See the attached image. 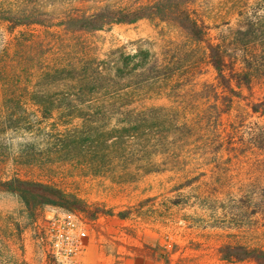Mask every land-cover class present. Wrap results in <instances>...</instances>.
I'll return each instance as SVG.
<instances>
[{
    "label": "rangeland",
    "instance_id": "rangeland-1",
    "mask_svg": "<svg viewBox=\"0 0 264 264\" xmlns=\"http://www.w3.org/2000/svg\"><path fill=\"white\" fill-rule=\"evenodd\" d=\"M158 1L0 0V180L55 185L80 205L31 211L18 195L0 191V264H59L46 239L59 213L87 228L84 264H256L224 262L219 251L226 244L264 247V196L252 198L264 191V147L254 141L264 117L251 109L264 101V0H181L205 27L204 42L171 20L144 18L91 33L56 27L71 15ZM209 44L221 45L229 77L255 75L251 87L219 86ZM143 51L166 75L119 104L166 108L191 131L174 133L172 148L154 154L105 158L67 147L66 132L82 120L43 113L36 96L59 105L67 91V83H47L48 67L96 59L114 67L115 77L123 58ZM148 167L155 171L140 169Z\"/></svg>",
    "mask_w": 264,
    "mask_h": 264
},
{
    "label": "trees",
    "instance_id": "trees-1",
    "mask_svg": "<svg viewBox=\"0 0 264 264\" xmlns=\"http://www.w3.org/2000/svg\"><path fill=\"white\" fill-rule=\"evenodd\" d=\"M190 3V2H189ZM150 5H142L130 10H107L104 13L76 14L56 27L63 28L68 33H91L104 30L106 27L120 23H134L140 19L171 20L178 23L186 33L196 42H204L207 37L206 29L190 14L187 8L188 2L181 0H161L151 2ZM36 21V20H35ZM34 22L31 24L49 26L50 22ZM47 23V24H45ZM51 24V23H50ZM208 59L214 68L218 84L224 88H231L233 81L240 86L245 83L251 87L255 75L250 72L238 73V78L228 76V60L221 45L209 44ZM73 67L70 62H65L60 67H48L47 83L63 85L67 83V91L58 97L59 105L52 102L47 96H36L38 105L46 116L52 117L53 113H67L66 118H79L82 125L74 130L66 132L67 147L83 149L85 152H103L105 158L110 155L133 153L154 154L162 147L172 148L170 141L174 133L183 134L191 128L185 122H176L174 114L166 108L144 107L135 108L130 100L119 104L120 101L129 98L135 91L143 87H150L163 79L166 74L161 66L156 64L148 52H140L133 57L126 56L119 62L122 68H116L115 77L110 66L105 61L96 59H81ZM69 68L72 71H69ZM76 83L79 88L69 87ZM54 100V99H53ZM71 100V101H70ZM73 101V102H72ZM76 102V103H74ZM252 112L264 117V101L254 104ZM107 121L101 127H94L97 121ZM264 128L255 135L256 143L262 140L264 147ZM70 139H73L72 143ZM170 150V149H169ZM127 159V158H126ZM150 164L149 166H151ZM144 169V173H152L154 168ZM0 191L16 194L29 210H35L40 206H55L67 210H79V200L68 195L55 185L13 178L0 180ZM252 198L259 200L264 196L263 192H254ZM260 196V197H259ZM263 199V198H260ZM220 260L227 263L254 262L264 264V247L249 246L245 244H226L220 248Z\"/></svg>",
    "mask_w": 264,
    "mask_h": 264
},
{
    "label": "built area",
    "instance_id": "built-area-1",
    "mask_svg": "<svg viewBox=\"0 0 264 264\" xmlns=\"http://www.w3.org/2000/svg\"><path fill=\"white\" fill-rule=\"evenodd\" d=\"M50 253L59 264H84L88 250V231L73 214L59 213L46 227Z\"/></svg>",
    "mask_w": 264,
    "mask_h": 264
}]
</instances>
